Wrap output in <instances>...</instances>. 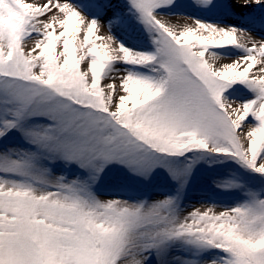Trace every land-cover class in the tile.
Listing matches in <instances>:
<instances>
[{"label":"snow or ice","instance_id":"snow-or-ice-1","mask_svg":"<svg viewBox=\"0 0 264 264\" xmlns=\"http://www.w3.org/2000/svg\"><path fill=\"white\" fill-rule=\"evenodd\" d=\"M175 3L0 0V264H264V0Z\"/></svg>","mask_w":264,"mask_h":264},{"label":"rangeland","instance_id":"rangeland-1","mask_svg":"<svg viewBox=\"0 0 264 264\" xmlns=\"http://www.w3.org/2000/svg\"><path fill=\"white\" fill-rule=\"evenodd\" d=\"M80 3L84 5L85 7L91 9V5L93 3V0H80ZM161 11L165 13H175V14H182L185 16H192L198 19L207 20L210 22H216V23H228L233 24L238 27H250L249 24L242 23V20L239 16L234 17H225L222 16L218 11L216 10H204L201 8L196 7L192 0H176V3L174 6L166 9H161ZM254 15H264V10L256 9L253 13ZM109 18H114L111 16L110 13L105 14L104 19L105 22ZM173 23L182 24L183 20L177 19ZM106 30V29H105ZM258 31H264V29H257ZM114 35H117V37L126 44L128 47H133L138 50H151L152 44L150 39L148 38V35L143 30V26L136 23L134 20L128 21V27H122L121 23L118 21L114 28H113ZM253 35L260 39L261 37L254 32ZM224 51V50H220ZM86 62H82V68ZM227 168L222 169H212L211 171L207 172V175L209 178L212 176H215L217 172H219L221 175L226 174ZM112 181L106 177L104 181L101 182L100 185L97 187L98 194L102 195L101 199H109L113 197H109L110 195H121L124 196V198H127L123 193L119 191H114L111 193H105V188L111 183ZM124 183L132 184V185H143V181H138L133 177H129L125 174L124 176ZM170 186V191H171ZM202 192H206L208 196H215L218 198L217 202H223L226 204L235 203V198L232 195L223 193L218 191L215 187H213L210 183L201 184L200 183V173L197 174L196 179L193 181L192 187L189 189L188 195L186 197L185 203H191L195 207H201L200 202L202 201ZM143 194L151 195L153 196L152 199H159L162 198L158 195V193H155L152 191L151 187H145L143 189ZM109 195V196H105ZM206 202H211L207 199V197H204ZM191 210V209H188ZM218 211L224 210L223 207H219L217 209ZM178 255H183V253H176ZM166 264H179L178 261H172L170 258L166 261Z\"/></svg>","mask_w":264,"mask_h":264},{"label":"bare ground","instance_id":"bare-ground-1","mask_svg":"<svg viewBox=\"0 0 264 264\" xmlns=\"http://www.w3.org/2000/svg\"><path fill=\"white\" fill-rule=\"evenodd\" d=\"M27 2H32V0H27ZM174 21H176V20H174ZM174 21H173V22H174Z\"/></svg>","mask_w":264,"mask_h":264}]
</instances>
